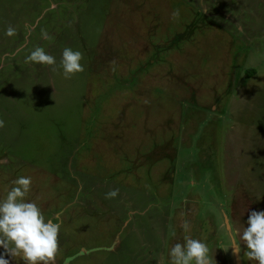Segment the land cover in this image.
<instances>
[{
    "label": "rangeland",
    "instance_id": "rangeland-1",
    "mask_svg": "<svg viewBox=\"0 0 264 264\" xmlns=\"http://www.w3.org/2000/svg\"><path fill=\"white\" fill-rule=\"evenodd\" d=\"M20 176L55 264H170L186 237L255 264L222 248L264 210V0H0V198Z\"/></svg>",
    "mask_w": 264,
    "mask_h": 264
},
{
    "label": "clouds",
    "instance_id": "clouds-1",
    "mask_svg": "<svg viewBox=\"0 0 264 264\" xmlns=\"http://www.w3.org/2000/svg\"><path fill=\"white\" fill-rule=\"evenodd\" d=\"M178 15L177 13H174ZM15 30L8 28L6 34L12 36ZM48 39L46 32L41 33ZM83 55L71 47L63 48L59 67L65 78L84 70L81 60ZM26 60L34 64L52 66L57 63L56 57L45 52L41 47L35 48ZM31 177L20 176L13 181V187L6 196L0 198V264H9L4 256L23 264H55L58 251V234L60 223L51 219L45 221L36 203L26 200L30 191ZM117 190L106 193V198H115ZM260 199V197L258 198ZM58 219V217H57ZM246 227L235 229L227 225V244L222 249L231 248L233 255L239 257L241 245L246 248L245 255L255 264H264V210H252L248 214ZM188 231V224L182 226ZM171 235H175L173 231ZM170 264H213L209 247L201 240L186 237L184 243H175L168 251ZM75 257H66L64 264H70Z\"/></svg>",
    "mask_w": 264,
    "mask_h": 264
},
{
    "label": "flooded vegetation",
    "instance_id": "flooded-vegetation-1",
    "mask_svg": "<svg viewBox=\"0 0 264 264\" xmlns=\"http://www.w3.org/2000/svg\"><path fill=\"white\" fill-rule=\"evenodd\" d=\"M9 264H14V263H12L11 261H9ZM20 264H23V262L21 261Z\"/></svg>",
    "mask_w": 264,
    "mask_h": 264
},
{
    "label": "trees",
    "instance_id": "trees-1",
    "mask_svg": "<svg viewBox=\"0 0 264 264\" xmlns=\"http://www.w3.org/2000/svg\"><path fill=\"white\" fill-rule=\"evenodd\" d=\"M250 73H252V71L251 70H248V74H250Z\"/></svg>",
    "mask_w": 264,
    "mask_h": 264
}]
</instances>
